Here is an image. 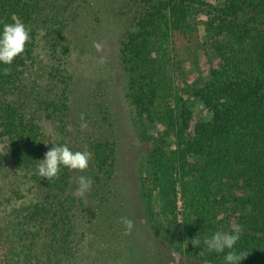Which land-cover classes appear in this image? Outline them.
<instances>
[{"label": "trees", "instance_id": "obj_1", "mask_svg": "<svg viewBox=\"0 0 264 264\" xmlns=\"http://www.w3.org/2000/svg\"><path fill=\"white\" fill-rule=\"evenodd\" d=\"M108 5L126 15L117 58L135 128L150 142L138 205L146 235H125L121 223L105 80L77 75L85 51L75 26ZM197 15L215 41V64L190 88L205 120L173 77L174 37L190 41ZM14 19L31 39L0 64V264H152L155 236L173 233L181 252L225 264L224 253L188 242L236 226V249L248 253L239 264H264V0H0V24ZM53 142L90 151L89 167L36 175ZM81 175L93 180L82 197Z\"/></svg>", "mask_w": 264, "mask_h": 264}, {"label": "rangeland", "instance_id": "obj_2", "mask_svg": "<svg viewBox=\"0 0 264 264\" xmlns=\"http://www.w3.org/2000/svg\"><path fill=\"white\" fill-rule=\"evenodd\" d=\"M100 10L98 21L88 20V22L80 19L79 24L75 26V34L82 39L78 41H81L80 44L85 51L81 56L77 50L79 62L81 59L80 63L77 62V75L81 79L91 78V81L94 82L105 80L106 86L103 85L105 88L103 93H106V98L112 107L109 120L111 123L114 122L113 129L118 143V149H116L118 175L116 176H118L117 182L123 196L120 199L126 208L123 217L134 221V227L140 235H146V229L139 224V221L144 223V218L142 219L141 214L138 213V209L140 210L138 205L146 153L150 142L141 139L135 128L134 114L123 89L124 74L119 67L117 58L118 37L124 29L126 15L123 14V9L119 10L121 13L117 14L118 10L113 5H108L107 10L105 7H101ZM206 18L202 15L192 17L191 21L196 30L190 41L182 36H175L173 40L182 64L179 66L180 70L174 73L173 77L176 78V84L181 89L180 92L189 99L194 116L202 120L208 119L210 112L202 106L198 99L192 97L190 88L193 84L205 80L210 66L216 62L212 49L215 41H209L205 32ZM97 45H99V49ZM110 115L114 118L112 119ZM178 204L180 205V201ZM134 231L133 228L132 232ZM157 237L155 236L153 239V253L151 250L146 253L149 254L147 257L152 260V264H212L197 256L181 252L182 245L176 242L175 233L165 234L162 239H160L161 236ZM171 239L174 244L169 246L166 242Z\"/></svg>", "mask_w": 264, "mask_h": 264}, {"label": "clouds", "instance_id": "obj_3", "mask_svg": "<svg viewBox=\"0 0 264 264\" xmlns=\"http://www.w3.org/2000/svg\"><path fill=\"white\" fill-rule=\"evenodd\" d=\"M30 39V30L23 22L14 19L11 23L0 24V64L11 65L17 56H22ZM97 48L99 49V45ZM80 119L84 120L83 113ZM80 126L83 129L87 127V124L82 123ZM43 142L48 143V141ZM91 159L92 153L90 151H73L66 144L58 145L53 142V147L46 151L44 158L40 159L41 163L36 165V175L52 181L59 178L62 168L83 172L89 167ZM76 183L78 186L75 195L82 197L91 191L93 180L81 175ZM121 223L124 226L125 235L131 234L134 221L127 217H121ZM241 236L242 229L236 226L230 231H216L211 236L205 235L202 240L193 238L188 244L191 243L194 247L203 244L204 249L210 253H224L225 264H239L248 254L236 249Z\"/></svg>", "mask_w": 264, "mask_h": 264}]
</instances>
